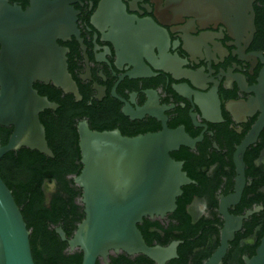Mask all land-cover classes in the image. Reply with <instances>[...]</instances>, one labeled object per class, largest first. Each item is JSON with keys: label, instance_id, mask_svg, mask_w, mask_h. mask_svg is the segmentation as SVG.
<instances>
[{"label": "flooded vegetation", "instance_id": "af4514ba", "mask_svg": "<svg viewBox=\"0 0 264 264\" xmlns=\"http://www.w3.org/2000/svg\"><path fill=\"white\" fill-rule=\"evenodd\" d=\"M69 1L75 30L56 43L64 50L80 100L39 82L35 84L49 89L38 94L48 101L70 96L74 120L81 117L76 130L85 121L94 131L133 137L157 133L165 125L199 139L193 148L181 146L170 153L191 183L181 187L173 212L146 217L138 225L145 232L139 229L145 243L166 247L178 242L179 246L181 242L173 239L181 233L177 228H199L200 235H209L207 248L218 247L224 223L220 203L234 194L235 153L247 140L242 155L244 187L227 212L233 217L251 212L231 242L237 249L260 243L259 234L264 233V0L253 4V28L239 29L227 21L175 15L167 0ZM9 3L22 9L28 6L27 0ZM56 105L55 110L60 107ZM41 114L42 120L49 118L47 110ZM56 189L55 181L42 182L46 207ZM77 203L82 205L80 198ZM200 251L204 252L194 249L192 256ZM138 256L127 257L137 264ZM192 256L187 264H193ZM244 257L241 254L243 263ZM229 262L236 264L230 258Z\"/></svg>", "mask_w": 264, "mask_h": 264}, {"label": "water", "instance_id": "95a60500", "mask_svg": "<svg viewBox=\"0 0 264 264\" xmlns=\"http://www.w3.org/2000/svg\"><path fill=\"white\" fill-rule=\"evenodd\" d=\"M22 9L0 0V127H11L2 157L22 147L53 158L39 120L44 110L57 105L33 88L39 82L52 84L80 100L77 87L67 71L64 50L56 40L74 33V14L69 0H27ZM257 0H167L175 15L227 21L235 28H253V4ZM123 16L122 14H120ZM80 173L73 183L80 188L84 218L70 239L55 229L67 243L66 252L78 250L81 264H108L109 255H142L154 264L177 258L178 242L169 246H148L138 229L146 217L160 216L176 209L181 187L191 183L182 164L170 157L179 147L193 148L199 139L190 138L182 128L165 125L157 133L127 137L119 131H93L85 121L77 125ZM250 141L235 153L234 194L222 199L223 228L214 252L203 264H223L230 243L251 215L233 217L227 208L235 204L244 187L242 155ZM49 196L47 195V200ZM27 230L11 191L0 178V264H34ZM244 264H264V233L252 257Z\"/></svg>", "mask_w": 264, "mask_h": 264}, {"label": "trees", "instance_id": "16d2710c", "mask_svg": "<svg viewBox=\"0 0 264 264\" xmlns=\"http://www.w3.org/2000/svg\"><path fill=\"white\" fill-rule=\"evenodd\" d=\"M33 88L40 95L45 94L49 89L42 84H34ZM50 89L55 90L52 86ZM67 97L65 101H60L57 96L49 98L51 102L59 103L60 107L57 110H47L49 118L46 121L42 120V114H39L53 158L22 147L5 154L0 160V178L11 191L27 230L30 231L29 243L34 264H81L82 261V254L78 250L72 253L66 252L67 243L55 232V229L60 228L68 240L84 218L83 206L77 203L81 190L72 180L80 173L82 167L75 127L81 117L77 115L74 120L76 115L71 109L75 104L70 96ZM10 133L11 128L0 127L2 146L7 143ZM44 180L55 181L57 184L56 193L52 196L48 207L44 204L41 190ZM177 229L181 233L173 239L180 241L181 244L177 248V258L168 264H187L196 248H202L204 252L200 251L192 256L193 264H203L216 248H207L209 235L205 232H201L200 235L199 228ZM142 233L145 234L143 230ZM262 234L259 236L261 237ZM146 244L152 246L147 240ZM258 245L259 241L253 247L239 250L236 244L231 243L223 264H231L229 258L236 264H244L240 258L241 254L252 257ZM108 260V264H135L124 254L109 256ZM136 261L137 264H154L142 255H139ZM96 264L100 262L97 261Z\"/></svg>", "mask_w": 264, "mask_h": 264}]
</instances>
